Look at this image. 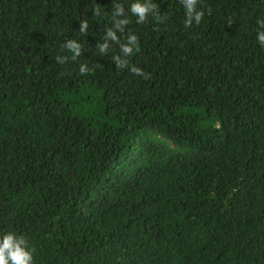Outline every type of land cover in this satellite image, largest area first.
<instances>
[{
	"label": "trees",
	"instance_id": "obj_1",
	"mask_svg": "<svg viewBox=\"0 0 264 264\" xmlns=\"http://www.w3.org/2000/svg\"><path fill=\"white\" fill-rule=\"evenodd\" d=\"M131 2L0 0V237L34 264H264V0L129 15L147 79L97 48Z\"/></svg>",
	"mask_w": 264,
	"mask_h": 264
},
{
	"label": "clouds",
	"instance_id": "obj_2",
	"mask_svg": "<svg viewBox=\"0 0 264 264\" xmlns=\"http://www.w3.org/2000/svg\"><path fill=\"white\" fill-rule=\"evenodd\" d=\"M181 5L185 10L184 25L186 28H191L193 23L199 25L204 17V12L198 9L199 0H180ZM210 11V10H209ZM94 16H101V8L99 6L92 9ZM129 15L135 17L137 24L145 23L149 17L157 24L164 23L168 16L160 11L159 5L153 0H132L127 12L124 4L113 3L112 6V26L105 30L103 42L97 45L100 55H106L113 47L117 45L119 54L112 56V60L116 68H128L133 74L147 79L149 74L143 72L139 67L132 65L129 58L139 52V38L136 34L129 32L122 40L120 33H125V28L132 21ZM232 21H229L230 25ZM261 28H264V20L258 21ZM89 24L86 20L79 21V31L86 35L88 33ZM158 30V29H157ZM257 43L264 48V31L257 32ZM69 56H56V62L63 64L71 59L76 61L82 55V46L76 39H66L63 46ZM92 71L86 64H81L79 72L88 74ZM35 249L29 246L28 240L23 235H17L15 232H7L0 237V264H34L33 253Z\"/></svg>",
	"mask_w": 264,
	"mask_h": 264
}]
</instances>
